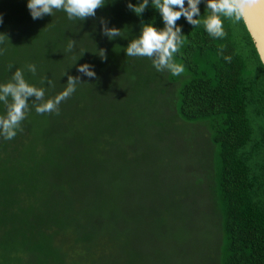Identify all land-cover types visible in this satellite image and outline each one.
I'll list each match as a JSON object with an SVG mask.
<instances>
[{
	"label": "trees",
	"instance_id": "1",
	"mask_svg": "<svg viewBox=\"0 0 264 264\" xmlns=\"http://www.w3.org/2000/svg\"><path fill=\"white\" fill-rule=\"evenodd\" d=\"M129 2L140 0H104L85 20L62 10L33 20L27 0H0L8 38L0 84L21 69L53 98L69 76L80 81L59 115L37 114L30 98L23 131L0 138V264H185L179 237L203 198L219 234L209 264H264V67L242 19L221 15L225 36L214 38L181 17L174 61L184 72L175 76L126 55L142 24L164 26L152 0L140 16ZM199 9L203 21L204 0ZM83 64L96 79L77 71ZM158 99L180 123L205 130L211 152L200 178L174 182L170 165H141L143 140L168 129Z\"/></svg>",
	"mask_w": 264,
	"mask_h": 264
},
{
	"label": "clouds",
	"instance_id": "2",
	"mask_svg": "<svg viewBox=\"0 0 264 264\" xmlns=\"http://www.w3.org/2000/svg\"><path fill=\"white\" fill-rule=\"evenodd\" d=\"M201 2L202 0H152V5L158 11L164 26L158 30L151 23L142 24L139 37L133 39L125 49L126 55L147 57L158 72L167 70L172 75L179 76L184 72V68L174 61V54L184 42V36L181 35L182 29L176 24L181 17L193 27L202 22L209 35L214 38H223L225 32L220 16L235 15L237 19H240L244 8L255 3L256 0H204L209 14L203 21L197 19L200 17ZM103 5L104 0H27L26 6L33 20L42 19L46 15L52 16L54 10L64 11L69 20H85L94 17L96 10ZM127 7L140 16L148 7V0H140L138 5L129 2ZM2 23L3 17L0 14V24ZM103 32L110 38L121 35L120 30L114 27H104ZM5 39L8 40L7 36L0 33V43H3ZM72 46L73 42L69 41V51ZM2 54L3 50H0V55ZM99 55L102 60L106 59L103 49L100 50ZM225 59L230 61L231 57H225ZM12 67L9 65V69ZM26 67L33 75L36 74L34 64H28ZM90 67L92 66L89 64H83L77 68V71L86 77L96 79V74L89 70ZM41 83H44V77ZM47 83L54 86L51 80ZM77 84H80L79 77L69 76L64 91L53 98H46L45 89L30 85L24 78L23 71L17 69L8 82L0 84V104L3 105V113L0 114V138L12 140L18 131H23L21 123L29 110L30 98H34L31 105L35 107L37 114L59 115L60 103L75 92Z\"/></svg>",
	"mask_w": 264,
	"mask_h": 264
},
{
	"label": "rangeland",
	"instance_id": "3",
	"mask_svg": "<svg viewBox=\"0 0 264 264\" xmlns=\"http://www.w3.org/2000/svg\"><path fill=\"white\" fill-rule=\"evenodd\" d=\"M99 77L97 74V78ZM97 85L95 82V87ZM163 89L167 93L172 88L171 85L165 84ZM155 109H158L157 118L166 121L168 129L164 135L153 133L143 140L150 148L143 152L145 154L141 165H170V177L174 182H191L200 178V175H203L202 165H208L211 152L205 130L199 125L180 123L174 113L159 99ZM200 202L203 204H197V213L191 217V220H194L193 228L179 237L185 264H209V256L210 260L214 258V247L219 236L217 221L206 198ZM199 213L201 217L198 216ZM173 259L177 261L176 257ZM175 261H171V264H177Z\"/></svg>",
	"mask_w": 264,
	"mask_h": 264
},
{
	"label": "water",
	"instance_id": "4",
	"mask_svg": "<svg viewBox=\"0 0 264 264\" xmlns=\"http://www.w3.org/2000/svg\"><path fill=\"white\" fill-rule=\"evenodd\" d=\"M241 19L264 67V0H256L255 3L247 5Z\"/></svg>",
	"mask_w": 264,
	"mask_h": 264
}]
</instances>
